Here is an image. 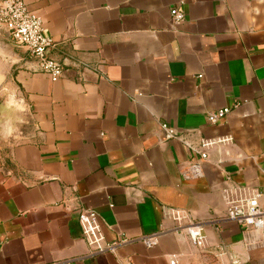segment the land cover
I'll use <instances>...</instances> for the list:
<instances>
[{"label": "crops", "instance_id": "1", "mask_svg": "<svg viewBox=\"0 0 264 264\" xmlns=\"http://www.w3.org/2000/svg\"><path fill=\"white\" fill-rule=\"evenodd\" d=\"M24 1L63 76L52 81L0 24L27 114L0 130V264H264L263 235L225 217L236 189L264 205V0ZM200 138L215 143L201 176L185 178ZM84 208L106 242L129 241L94 250Z\"/></svg>", "mask_w": 264, "mask_h": 264}, {"label": "built area", "instance_id": "2", "mask_svg": "<svg viewBox=\"0 0 264 264\" xmlns=\"http://www.w3.org/2000/svg\"><path fill=\"white\" fill-rule=\"evenodd\" d=\"M173 22L183 20L184 13L176 7L170 10ZM0 24L8 30L10 39L18 45L24 46L30 54L39 61V69L45 73L52 81H56L63 76L62 64L46 55L47 49L52 46L53 39L42 32V18L35 11L29 9L24 0H0ZM229 107L218 108L207 113V121L215 124L222 120L229 112ZM161 129L169 138H179V134L169 125L161 123ZM219 139L216 141H223ZM215 143V140L200 138L196 144L198 157L187 161L182 169V176L185 178H196L202 174V161L208 156L207 149ZM262 193L259 190L245 192L236 189L227 192V208L225 217L239 223L244 230L259 232L263 235L264 242V205L261 204ZM78 221L85 242L94 250L100 252L104 250L113 251L116 244L129 241L121 238L118 241L106 242L98 222L97 214L90 209H81ZM183 230L187 234L191 243L197 248L204 250L207 246V238L199 223L188 222L183 225ZM140 240L151 247L158 242L155 234L142 236ZM175 263L174 256L170 260ZM129 264V263H126Z\"/></svg>", "mask_w": 264, "mask_h": 264}, {"label": "rangeland", "instance_id": "3", "mask_svg": "<svg viewBox=\"0 0 264 264\" xmlns=\"http://www.w3.org/2000/svg\"><path fill=\"white\" fill-rule=\"evenodd\" d=\"M23 105L13 70L0 59V130L2 127L8 130L14 119H18L21 126L27 124Z\"/></svg>", "mask_w": 264, "mask_h": 264}]
</instances>
